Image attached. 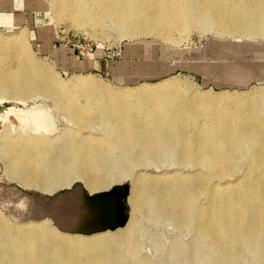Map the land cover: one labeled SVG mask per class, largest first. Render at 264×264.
Here are the masks:
<instances>
[{
	"label": "bare ground",
	"instance_id": "obj_1",
	"mask_svg": "<svg viewBox=\"0 0 264 264\" xmlns=\"http://www.w3.org/2000/svg\"><path fill=\"white\" fill-rule=\"evenodd\" d=\"M50 2L82 28L112 25L129 39L182 41L193 30L253 39L264 26V0ZM226 44L218 46L234 50ZM225 58L219 68L248 82L239 65L231 70ZM40 92L70 125L58 131L55 117L40 106L0 114L12 175L51 193L75 180L96 193L130 179L132 215L115 230H100L113 216L96 201L89 211L97 214L103 205L105 216L83 234L61 231L48 219L14 222L0 213V264H151L143 253L151 240L146 221L192 231L189 244H172L171 264H238L240 257L239 264H264V91L221 105L213 94L189 91L173 78L117 88L81 75L63 81L38 64L24 29L0 34L1 99L26 100ZM28 127L34 134L24 136ZM19 129L23 134L15 133ZM169 164L176 168L166 170ZM152 165L162 170L148 173ZM159 241L154 246L162 255Z\"/></svg>",
	"mask_w": 264,
	"mask_h": 264
},
{
	"label": "rangeland",
	"instance_id": "obj_2",
	"mask_svg": "<svg viewBox=\"0 0 264 264\" xmlns=\"http://www.w3.org/2000/svg\"><path fill=\"white\" fill-rule=\"evenodd\" d=\"M50 1L0 0V17H7L6 22H0V34L9 37L24 29L29 50L38 64L50 66L57 77L59 76V79L63 81H69L81 75L117 88L173 78L183 86L187 84L189 91L213 94L220 99L221 105L235 101L232 99L234 96H238L236 100H240L264 91V26L260 32L262 35L253 39L244 36H217L214 32L202 33L198 30L191 31L182 41L167 43L154 36L129 39L128 36L120 35L116 29L111 30L112 25L106 26L107 28L90 25L82 28L71 18L68 19L67 14L59 16L57 6ZM10 20L12 22H9ZM218 43H233L235 47L234 50L224 49V46L220 47ZM221 57H227L223 62L228 64L231 70L238 64L240 67L238 74L245 78L249 77L248 82L235 80L232 75L224 73L218 65ZM207 64L210 66L208 67ZM46 97L47 95L44 96L41 92L27 97L26 100L7 97L1 99L0 96V114L10 107L20 109L26 106H40L55 117L58 131H62L70 125L69 121L64 118L61 109L54 104L53 100L49 99V96ZM6 124L0 120V213L12 219L11 221L37 217L48 219L61 231L71 232L64 230L68 228L66 226L73 225V229H78V225L83 223L92 227H83L86 226L84 224L78 230L95 229L93 226L98 223V218L105 216L103 205L110 209L112 206L103 201L104 204L100 205V210L94 214L92 210L89 211L91 203L81 196L82 193L77 191V187H82L88 195L89 193L102 194L123 185L130 187L131 191L130 179L115 183L110 189L96 193H91L79 180H75L71 186L59 187L52 193L24 185L19 177L17 178V174L12 175L13 171H10V154L5 148L4 139V134L8 132ZM29 129L31 127H28V131L26 130L24 134L22 129L16 130L15 133L24 136L33 135L34 132H30L32 129ZM173 166L169 164L165 169L174 170L176 166L175 168ZM155 167V165L149 166L146 171L156 173L159 169L162 170ZM184 170L190 171L191 167H184ZM130 194L131 192L123 200L126 222L132 215ZM96 205L92 207L95 210L98 207ZM87 210L89 213L86 212ZM36 212L40 215L37 216ZM80 217L84 220L82 221ZM121 218L123 220L124 216L120 215L119 218L117 216L116 219ZM139 218L142 219L141 216ZM77 219H80L81 223H75ZM71 221H73L72 224ZM112 221L109 220L103 222L104 225L97 224L99 226L94 227L100 228ZM145 223L151 230L149 236L151 240L145 245L143 253L147 255L151 264H171L170 250L174 243L179 241L182 244H189L193 236L192 231L186 227H177L171 223L158 226L147 221ZM62 225L64 229L61 228ZM100 230L105 229L100 228ZM155 241L164 245L165 252L162 255L155 248ZM242 260L243 258L240 257L238 264Z\"/></svg>",
	"mask_w": 264,
	"mask_h": 264
},
{
	"label": "water",
	"instance_id": "obj_3",
	"mask_svg": "<svg viewBox=\"0 0 264 264\" xmlns=\"http://www.w3.org/2000/svg\"><path fill=\"white\" fill-rule=\"evenodd\" d=\"M77 191H79L81 194V196L88 200L93 207L95 205L96 201H105L111 204L112 209L110 210L111 212V216H113V221L110 222L109 224L101 227V229H115L118 226H123L127 220L125 214H124V210H123V200L126 196H128L129 192H130V187L123 185V186H118L115 188H112L111 190H108L106 192H103L102 194H86V192L83 190L82 187H77ZM124 216V219L119 221L117 220V216L119 218V216ZM63 228V227H61ZM66 230L71 231V232H76V231H80L86 234L91 233L92 231H94V229H83V230H78V229H71V228H66Z\"/></svg>",
	"mask_w": 264,
	"mask_h": 264
}]
</instances>
